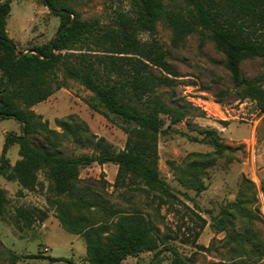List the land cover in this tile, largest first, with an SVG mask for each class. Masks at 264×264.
Wrapping results in <instances>:
<instances>
[{
    "label": "rangeland",
    "instance_id": "374dc122",
    "mask_svg": "<svg viewBox=\"0 0 264 264\" xmlns=\"http://www.w3.org/2000/svg\"><path fill=\"white\" fill-rule=\"evenodd\" d=\"M161 1L169 12L185 14L181 0ZM66 2L81 19L95 22L99 33L121 31L123 21L136 15L130 0ZM59 23L42 0H10L6 30L17 52L49 42ZM132 32L144 54L175 72L153 67L155 74L172 81L156 87L152 95L188 111L173 125L169 116L161 115L158 170L172 195L162 203L156 192L141 185L116 183V164L93 162L80 167L78 177L102 203L76 213L73 198L55 192L48 167L36 170L32 188L0 175V264H89L86 234L70 233L60 225L55 198L65 202L73 215H85L87 230L100 242L116 230L123 216H140L151 223V246L127 254L120 264H264V111H258L251 100L234 96L224 68L225 55L198 30L178 33L162 19L153 32ZM110 41L111 37H105L102 45H91L92 49L101 52L103 47L110 48ZM261 71L259 60L241 64L247 77ZM3 81L0 70V88ZM65 82V87L29 108L56 131L60 128L55 119L69 115L87 126L89 138H63L62 153L91 154L92 145L86 144L97 138L114 150L122 149L128 136L126 124L92 109L88 105L92 93L78 81L65 78ZM212 130L215 137L208 134ZM21 131L18 121L0 119V155L5 136ZM35 139L40 141L38 135ZM5 157L14 164L19 158L18 143L9 145Z\"/></svg>",
    "mask_w": 264,
    "mask_h": 264
},
{
    "label": "trees",
    "instance_id": "16d2710c",
    "mask_svg": "<svg viewBox=\"0 0 264 264\" xmlns=\"http://www.w3.org/2000/svg\"><path fill=\"white\" fill-rule=\"evenodd\" d=\"M181 1L185 14L169 12L161 0H130L136 14L134 19L123 21L121 31L106 29L99 33L96 23L81 19L66 0H42L59 17L60 23L54 37L31 48L36 52L32 53L17 52L6 30L10 0H0V70L4 75L0 119H14L22 129L21 134L9 133L4 138L0 175L15 179L24 188H32L36 170L48 167L55 192L73 198L71 205L77 213L102 203L98 195L80 184L79 168L93 162H111L117 165L116 183L141 185L156 192V197L164 203V198L172 192L158 170L157 137L164 124L161 115L169 116L173 125L184 119L188 111L152 95L156 87L167 86L172 81L167 75L155 74L152 68L159 67L172 75L175 72L167 64L144 54L132 32L135 29L153 32L156 22L162 19L170 22L178 33L198 30L212 39L225 55L224 68L234 96L239 100L249 99L258 111H264V0ZM105 37H111L110 48L95 52L91 45H102ZM245 60H259L262 71L252 77L245 76L241 72ZM58 72L62 73L60 79ZM65 78L78 81L92 93L88 102L92 109L105 116L111 114L126 124L128 136L122 149L114 150L103 138H97L86 144L92 145L91 154L62 153L60 141L67 137L83 140L89 133L87 126L69 115L55 119L60 128L56 131L29 108L65 87ZM215 133L212 130L208 134L215 137ZM37 135L40 141L35 139ZM13 142L18 143L19 158L11 165L5 153ZM100 207L108 209L105 205ZM54 210L66 231L86 234L89 264H120L124 256L142 246L150 247L153 242L151 223L140 216L121 217L116 230L100 242L93 231L87 230L85 215H73L58 198L54 200Z\"/></svg>",
    "mask_w": 264,
    "mask_h": 264
},
{
    "label": "water",
    "instance_id": "95a60500",
    "mask_svg": "<svg viewBox=\"0 0 264 264\" xmlns=\"http://www.w3.org/2000/svg\"><path fill=\"white\" fill-rule=\"evenodd\" d=\"M32 53H36L35 51H33V50H30Z\"/></svg>",
    "mask_w": 264,
    "mask_h": 264
}]
</instances>
